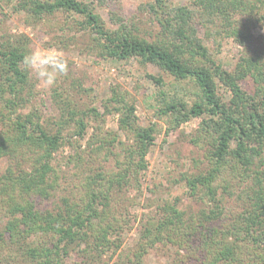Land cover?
Wrapping results in <instances>:
<instances>
[{
    "label": "trees",
    "instance_id": "trees-1",
    "mask_svg": "<svg viewBox=\"0 0 264 264\" xmlns=\"http://www.w3.org/2000/svg\"><path fill=\"white\" fill-rule=\"evenodd\" d=\"M1 1L11 6L12 14H23L26 26L67 15L71 29L88 36L85 52L154 64L171 76L179 85L159 91L155 114L166 121L165 134L196 119L186 139L201 148L209 166L184 175L183 181L188 197L210 202L207 209L188 213L176 198L156 204L142 220L136 244L113 264H142L149 250L166 254L168 247L172 264H264V36L252 34L264 29V0H190L183 6L167 0L141 2L138 10L149 13L158 27L151 39L139 36L130 21L118 19L117 28H107L92 2ZM8 17L2 13L0 18V161L7 160L0 171V214L5 219L0 264H99L103 256L112 259L129 230L128 209L138 204L139 179L160 130L140 125L134 104L118 86L110 88L102 114L97 106L74 103L70 97L92 90L82 87L71 69L51 89L56 120L45 125L38 110L22 113L39 91L21 66L30 39L6 30ZM225 39L241 46L231 70L205 44ZM148 78L164 87L161 78ZM246 79L249 90L242 87ZM220 88L229 94L225 101ZM108 114H117L123 141L104 129ZM66 145L71 149L64 162L68 168L61 171L54 154ZM110 162L112 168L107 167ZM64 181L72 185L71 196L42 208ZM215 183L240 204L235 215L227 216Z\"/></svg>",
    "mask_w": 264,
    "mask_h": 264
},
{
    "label": "rangeland",
    "instance_id": "rangeland-1",
    "mask_svg": "<svg viewBox=\"0 0 264 264\" xmlns=\"http://www.w3.org/2000/svg\"><path fill=\"white\" fill-rule=\"evenodd\" d=\"M84 2H92L96 8V12L104 21L105 26L109 29L118 27L119 20L126 23L130 21V26L136 28L139 36L151 39L157 31V25L150 22L151 15L138 10L137 4L141 2L147 3L153 0H137L136 4H132V0H104L102 5L98 0H82ZM173 6L189 5L190 0H167ZM2 13L9 15L5 22V29L11 34L25 35L30 39V49L38 43H49L50 46H56L64 50L69 61V69L81 78L82 87L91 89L92 91L80 92L70 97V100L81 106H97L98 113L104 112L101 104L110 95V88L119 87L120 91L126 96L127 100L135 106V116L138 118L140 125L147 126L154 124L160 130L156 135L154 144L146 156V169L141 173L140 177V196L138 204L128 209L129 230L125 233L120 249L112 259L103 256L99 264H113L115 257L119 253L125 252L127 249L136 244L138 236L137 230L149 211L153 210L156 204L164 201H173L178 199L180 206L188 213H196L199 210L207 209L206 204L210 203L206 198L202 200H194L187 196V187L184 183V175L190 176L204 171L209 166L208 161L203 158L201 148L192 146L187 137L196 126V119L187 121L179 126V128L169 134H165L167 123L164 119H160L156 114L159 101V91L172 89L176 82L173 78L160 70L154 64L139 65L133 59L129 61H117L113 59L96 58L91 53L84 51L88 41L85 31L72 30L67 21V15L56 14L52 19H45L39 25L26 26L22 22L23 14H12V8L5 5L0 0V18ZM59 13V12H58ZM196 31L199 37H203V29L196 25ZM255 38L264 36V29L256 28L252 30ZM151 35V36H150ZM258 39V38H257ZM55 42V45H54ZM63 42L75 43L66 49ZM210 51L214 53L213 58L219 62L224 69L231 70L239 56L241 46L234 43L230 39L218 41L217 43L205 41ZM45 47H48L45 46ZM148 75L154 78H161L164 87L161 88L148 78ZM36 83V89L39 94L28 109L22 110L26 113L28 110L36 109L41 115V121L47 125L50 121L59 117L57 106L53 101L51 89H43L39 82L33 77ZM244 89L249 90L251 86L250 79H246L242 83ZM219 94L223 100L229 98L227 91L219 89ZM104 129L114 131L119 135V140L123 141L124 136L117 131V114L105 115ZM92 133L91 128L88 130L85 139ZM86 141V140H85ZM83 141V145L85 144ZM70 147L63 146L54 154V163L60 166L61 171H66L68 167L64 165L65 160L70 154ZM7 165V160L0 161V171H3ZM208 165V166H207ZM70 165L69 167H71ZM112 168V162L107 164ZM217 197L221 198L222 206L229 215H235L240 204L235 202L234 197H226L220 189V183L216 184ZM73 188L67 181L61 182V186L52 194L49 201H45L41 207L51 209L58 204L60 198L70 197ZM151 203L150 206H145ZM5 223V219L0 214V228ZM164 250H149L144 256L142 264H172L173 250L166 248ZM165 250V251H166ZM74 260H71L73 262ZM70 262V264H72ZM79 264V263H77ZM84 264V263H80Z\"/></svg>",
    "mask_w": 264,
    "mask_h": 264
},
{
    "label": "clouds",
    "instance_id": "clouds-1",
    "mask_svg": "<svg viewBox=\"0 0 264 264\" xmlns=\"http://www.w3.org/2000/svg\"><path fill=\"white\" fill-rule=\"evenodd\" d=\"M21 66L45 90L54 88L61 77L69 73V61L64 50L56 46L45 47L42 43L23 56Z\"/></svg>",
    "mask_w": 264,
    "mask_h": 264
}]
</instances>
